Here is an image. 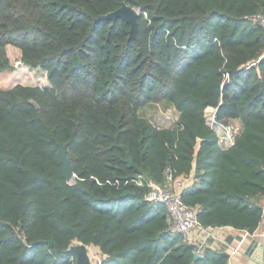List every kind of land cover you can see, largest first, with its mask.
Returning a JSON list of instances; mask_svg holds the SVG:
<instances>
[{
	"label": "trees",
	"instance_id": "obj_1",
	"mask_svg": "<svg viewBox=\"0 0 264 264\" xmlns=\"http://www.w3.org/2000/svg\"><path fill=\"white\" fill-rule=\"evenodd\" d=\"M123 3L139 10L134 38L127 20L100 18ZM262 10L264 0H0V73L14 67L11 44L48 78L0 86V264H77L74 241L99 246L101 264H225L224 248L194 257L166 206L146 199L147 181L164 183L168 166L195 172L182 198L201 223L256 231L264 34L248 16ZM159 102L179 111L175 125L140 112ZM208 106L240 122L233 145L207 124Z\"/></svg>",
	"mask_w": 264,
	"mask_h": 264
},
{
	"label": "built area",
	"instance_id": "obj_2",
	"mask_svg": "<svg viewBox=\"0 0 264 264\" xmlns=\"http://www.w3.org/2000/svg\"><path fill=\"white\" fill-rule=\"evenodd\" d=\"M248 18L252 22L258 23L262 27L264 34V10L250 15ZM255 63L253 62V64ZM225 76L229 79V72H226ZM205 117L207 124L218 133L220 144L223 147L226 148L235 143L236 128L234 124L224 123L218 119V106H208L205 110ZM164 173V183H159L154 180L147 181L149 190L146 194V199L152 202H162L166 206L170 218L169 230L183 234L188 242L196 246L195 252L197 253L203 254L204 249L208 246L226 249L229 257L225 264H233V256L239 252V248L223 240L222 233L226 229L237 230L241 232V238L244 239L246 236L254 237L256 232L236 229L233 226L204 225L198 219L197 209L188 205L182 198L183 190L194 182L195 172H192L188 176L182 175L175 177L172 168L168 166ZM135 181L138 185H144L146 183L145 178L141 174L135 178ZM216 241L221 243L220 247L215 246ZM240 241L242 242V239ZM102 260L103 258L98 260L97 264H101Z\"/></svg>",
	"mask_w": 264,
	"mask_h": 264
},
{
	"label": "rangeland",
	"instance_id": "obj_3",
	"mask_svg": "<svg viewBox=\"0 0 264 264\" xmlns=\"http://www.w3.org/2000/svg\"><path fill=\"white\" fill-rule=\"evenodd\" d=\"M8 52L14 67L11 70L0 73L1 87L8 89L18 83L25 85L48 84L45 71L39 68H32L20 61L21 50L17 46L9 44ZM140 112L157 126H173L176 124L179 116V111L174 106H166L162 102L148 104L141 108ZM169 115H171V117H169ZM230 123L234 124L236 133L239 132L240 122L232 120ZM75 243H78V241H74L72 245ZM88 252L90 253L92 264H97L98 260L103 258V253L97 245H88Z\"/></svg>",
	"mask_w": 264,
	"mask_h": 264
},
{
	"label": "water",
	"instance_id": "obj_4",
	"mask_svg": "<svg viewBox=\"0 0 264 264\" xmlns=\"http://www.w3.org/2000/svg\"><path fill=\"white\" fill-rule=\"evenodd\" d=\"M138 16L139 10L127 3H123L122 6L114 11H111L100 18L113 19L123 18L131 23L130 38H134L138 31ZM62 159L64 164V173L68 180H72L74 172L71 166L70 158L68 156L66 147L61 145ZM70 249L77 253V264H92L91 257L88 252V245L83 242L75 243L70 246ZM260 249L262 255H253L252 264H264V236L254 237L251 240V250L256 251ZM202 253L195 252L194 257H202Z\"/></svg>",
	"mask_w": 264,
	"mask_h": 264
},
{
	"label": "crops",
	"instance_id": "obj_5",
	"mask_svg": "<svg viewBox=\"0 0 264 264\" xmlns=\"http://www.w3.org/2000/svg\"><path fill=\"white\" fill-rule=\"evenodd\" d=\"M234 121H238V120L235 119ZM262 205H263V217L258 228L255 231L256 235L254 237L264 236V199L262 201ZM221 236L223 240H226L233 246L239 248V252H237L233 256V264H252L251 261L253 255H262L260 249H257L256 251L251 250V240L254 238L253 236H246L243 239L241 238L242 234L240 231L232 230V229H226ZM241 239L242 242L240 241ZM220 245L221 243L219 241H216L215 246L220 247Z\"/></svg>",
	"mask_w": 264,
	"mask_h": 264
},
{
	"label": "bare ground",
	"instance_id": "obj_6",
	"mask_svg": "<svg viewBox=\"0 0 264 264\" xmlns=\"http://www.w3.org/2000/svg\"><path fill=\"white\" fill-rule=\"evenodd\" d=\"M72 182H73V180H72Z\"/></svg>",
	"mask_w": 264,
	"mask_h": 264
}]
</instances>
